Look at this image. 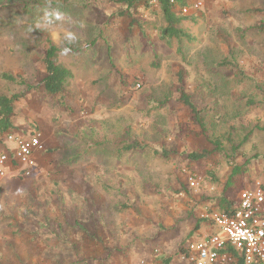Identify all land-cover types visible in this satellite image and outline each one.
Listing matches in <instances>:
<instances>
[{
	"label": "rangeland",
	"instance_id": "rangeland-1",
	"mask_svg": "<svg viewBox=\"0 0 264 264\" xmlns=\"http://www.w3.org/2000/svg\"><path fill=\"white\" fill-rule=\"evenodd\" d=\"M55 1L0 0V73L41 84L47 75L42 63L45 39L50 37L60 50L59 61L74 74L65 95L50 97L40 89L17 103L18 129L26 136L39 132L46 148L36 178L56 168L52 177L81 184L87 195L103 194L106 186L122 187L119 196L107 193L102 199L109 217L105 239L110 240V260L161 264L172 258V264H179L182 246L198 238L208 222L199 231L197 224L202 219L210 222L231 166L216 152L200 164L187 160L186 152L215 148L205 137H177L176 125L188 117L177 101V75L186 72L187 90L205 102L212 116L224 114L228 125L221 122L218 136L231 125L244 126L246 134L254 129L243 151L248 158H258L243 183L245 188L251 182L264 185V132L259 130L264 127V32L258 29L264 24V0H204L200 9L190 5V17L182 25L189 38L181 43L161 38L164 21L155 1L150 10L133 15L140 20L136 23L119 19L121 9L105 1L86 8L85 0H68V5L53 9ZM106 23L108 43L98 36ZM225 60L235 66H222ZM24 90L8 88L0 79V94ZM166 98L169 103L161 109ZM250 98L259 105L246 110ZM238 135L237 140L243 139V133ZM104 139L111 142L110 150L136 142L152 150L162 139L171 157L157 159L150 152L117 167L94 154L99 152L94 144ZM68 141L84 154L91 147L93 154L86 162L60 170L56 164L67 155L63 152ZM99 179L104 185L96 188ZM240 192L228 195L237 198ZM117 203L133 207L113 213Z\"/></svg>",
	"mask_w": 264,
	"mask_h": 264
},
{
	"label": "trees",
	"instance_id": "trees-1",
	"mask_svg": "<svg viewBox=\"0 0 264 264\" xmlns=\"http://www.w3.org/2000/svg\"><path fill=\"white\" fill-rule=\"evenodd\" d=\"M97 0H85L86 5H82L87 7H93ZM102 2H106L114 7H118L121 10L117 13V17L119 19L132 18L133 22H139L134 18L135 13H142L146 10H150L152 8L151 3L156 2L159 7V12L163 17V25L159 28L160 35L163 40L168 41V43H172L174 39L178 40L179 43L183 42L184 39H188L189 36L182 29V25L185 21H188L190 16L183 15L180 12V9L187 7L190 5L191 0H100ZM53 9L57 8V6H66L69 4L68 0H58L55 1ZM105 14V12H104ZM108 16V15H106ZM116 16H109L108 21ZM108 26V23L104 24L101 29H99V37H104L103 30ZM261 32H264V24L258 27ZM92 41V45H95L98 42V37ZM105 38V42L108 43L107 37ZM47 49L45 55L42 59V63L45 66L46 77L43 82L39 85H33L27 83L24 79H18L13 74L8 72H1L0 79L5 82L7 87L9 85H15L16 87L24 88L25 90L21 93H11L9 94H0V135L11 132L16 129V109L17 103L21 102L26 98L27 93H35L40 89L44 90V93L47 96H63L66 93L67 86L74 79V74L71 69L66 67L59 61V53L60 50L57 45L53 42L50 37H46L45 39ZM111 48V47H110ZM222 66H232L234 67L232 62L225 60ZM240 82V81H239ZM186 72L181 70L177 75V80L174 85L175 93L177 95V101L182 105V107L188 112V117L186 121L179 123L176 125L177 137L180 140H184L189 137L201 138L205 137L208 139L210 144L214 146V151L209 149H202L201 151L196 150L193 152H186L187 160L200 164L207 158H209L213 152L222 155V157L227 161V164L231 166V171L228 175L227 182L224 189V194L222 195L221 200L218 202L216 209H212L213 211H218L222 213L232 214L235 209L239 206V195L237 198L230 197L228 194L231 190H234L236 194H238L241 190L245 189L243 179L245 175L249 172V167L251 166L253 160H256L258 157L248 158L246 152L243 151L245 145L249 142L253 130L249 133H245L246 129L244 126H229V129L222 133L221 135H217L218 127L221 126V122H224L225 126L228 125L225 120L224 114L220 111L215 113L216 115H211V111L208 107L204 106L205 102L196 98V96L190 93L186 88ZM169 103L167 98L165 101L160 104L161 109ZM259 103L254 101L253 99H249L244 106L246 110L251 109L253 106H258ZM204 106V107H202ZM152 113V111H151ZM197 128V129H194ZM259 129V128H258ZM264 132V127L259 129ZM238 133H243L244 137L241 140H237L240 135ZM26 136V135H25ZM77 137H74L76 139ZM76 141H79L76 139ZM104 143L96 142L94 146L99 152L94 154L97 156H102L105 158V162L120 166L125 163L128 165L131 161L135 160V155L141 156L147 155L151 152V156L157 159H169L171 157V152L167 148V143L162 139L160 140V146L155 147L150 150L147 144L139 145L137 142L136 145H126L123 147L111 146L107 148V144H111L108 139H104ZM225 141V142H223ZM114 144V143H112ZM171 145V144H170ZM74 146L69 141L64 145V152L67 155L64 156V159L61 162L62 167H69L71 165H76L81 162H86L92 156V148L89 147L87 149L86 154L83 152H78L80 149ZM148 149V150H147ZM10 151V148L7 151ZM136 151V152H135ZM57 152V149H56ZM59 152V151H58ZM46 149L43 153L45 154ZM39 154V155H41ZM55 154V153H54ZM56 155V154H55ZM54 155V157H55ZM240 158H244V163L240 164L238 161ZM125 160V161H124ZM9 169V168H8ZM11 169V168H10ZM52 172L43 173L42 180L44 182V186L40 190L43 192L49 191L51 194L56 195L59 198L57 207L60 210V214L65 217L67 212V208L79 206L81 203L83 205L82 210L84 211L80 217L75 219V223L80 227V232L68 231L67 233H53V236L56 238V246L53 251L54 254V264H104L108 262L112 254H108L109 246L108 240L105 239L107 233L104 229H100L101 221L104 227H107L108 214L106 212V207H104V203H102L103 210L99 211V218L95 217L96 212L93 210L95 207V203L91 201L92 204H85L80 200H76L77 193L65 189L61 182H59V178L55 176H51ZM59 172V170H56ZM34 174L31 178H34ZM59 177V176H58ZM16 178L26 179L23 176H18ZM30 178V177H28ZM100 178V177H99ZM49 183V184H47ZM96 186L104 185V181L102 179L96 180ZM97 188V187H96ZM105 193L98 195L97 193L89 194L88 196H99L105 198L106 194L111 196H119L122 194V187L119 189H115L114 187L104 188ZM99 190V189H98ZM241 191V192H242ZM240 192V193H241ZM132 195L128 196V200H132ZM134 198V197H133ZM103 202H105L103 200ZM135 202L133 199L132 203ZM131 206L126 205H113V213L121 214L125 209L132 208ZM60 215L55 217L54 222L56 223L55 231H63V223L59 218ZM101 220V221H100ZM44 222H49V229L51 228L50 219L47 217L44 218ZM207 226H210L211 223L206 220H200V222L196 226V230H200V227L203 223H207ZM106 225V226H105ZM107 230V228H106ZM105 231V232H104ZM42 236L46 239L49 235L46 232H41ZM96 249L95 247H98ZM185 245L182 246L180 253L183 251ZM101 248V249H100ZM94 249V250H93ZM70 252L68 255L65 254V251ZM46 252V249H45ZM172 258H164L161 264H172ZM238 264H243V261L240 260Z\"/></svg>",
	"mask_w": 264,
	"mask_h": 264
},
{
	"label": "built area",
	"instance_id": "built-area-1",
	"mask_svg": "<svg viewBox=\"0 0 264 264\" xmlns=\"http://www.w3.org/2000/svg\"><path fill=\"white\" fill-rule=\"evenodd\" d=\"M204 0H194L196 9ZM180 9L189 15L191 6ZM10 151L0 156V185L12 175L31 177L37 167V156L45 151L42 135L11 134ZM11 168V172L8 170ZM192 186L196 183L192 182ZM239 206L234 213L213 211L208 217L211 225L199 237L185 244L179 254V264H264V185L251 182L239 194ZM139 264H150L141 261Z\"/></svg>",
	"mask_w": 264,
	"mask_h": 264
},
{
	"label": "crops",
	"instance_id": "crops-1",
	"mask_svg": "<svg viewBox=\"0 0 264 264\" xmlns=\"http://www.w3.org/2000/svg\"><path fill=\"white\" fill-rule=\"evenodd\" d=\"M18 128L19 125L16 124L15 130L0 135V156L7 149L14 147L13 143L8 140L11 134H24ZM44 155L37 156L34 178L19 179L10 177L0 185V264H54V254L50 252L49 255L48 252L49 250L53 251L56 246V238L53 233L65 234L71 231L76 234V232H80V227L76 225L75 219L83 214V205L80 203L79 206H69L65 217H63L57 207L59 198L49 191L42 192L40 190L44 186V182L41 181L42 175L36 177L42 171L41 161ZM56 167H60V170L64 168L59 163L56 164ZM55 169L51 168L46 173L49 174ZM8 170L11 172L10 168ZM58 180L65 189L77 193L76 196L80 195L76 197V200H80L85 204L94 202L96 204L93 208L96 212L95 217L99 218V211L103 210V197L88 196L84 189H81V184L75 183L73 185L74 183L69 184L64 180ZM57 215H60L59 218L62 220L63 231H55L54 229L56 227L54 220ZM45 217L50 219V229L49 222H44ZM206 226L201 232L207 230L208 226ZM104 228L106 231V227L103 226L101 221L100 229ZM41 232H46L49 236L45 239ZM95 248L98 249L99 246ZM104 264H114V262L109 260Z\"/></svg>",
	"mask_w": 264,
	"mask_h": 264
}]
</instances>
